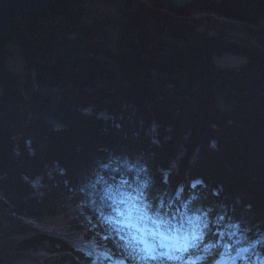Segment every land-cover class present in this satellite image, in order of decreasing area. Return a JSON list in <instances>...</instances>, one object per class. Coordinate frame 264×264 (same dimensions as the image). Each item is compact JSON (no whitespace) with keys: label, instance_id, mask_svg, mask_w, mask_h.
<instances>
[{"label":"trees","instance_id":"obj_1","mask_svg":"<svg viewBox=\"0 0 264 264\" xmlns=\"http://www.w3.org/2000/svg\"><path fill=\"white\" fill-rule=\"evenodd\" d=\"M263 21L264 0H54L16 20L0 37V229L36 251L26 264H88L93 241L124 256L92 185L134 180L125 161L147 166L154 206L183 185L224 216L206 239L264 234Z\"/></svg>","mask_w":264,"mask_h":264},{"label":"clouds","instance_id":"obj_2","mask_svg":"<svg viewBox=\"0 0 264 264\" xmlns=\"http://www.w3.org/2000/svg\"><path fill=\"white\" fill-rule=\"evenodd\" d=\"M124 167L136 173L134 180L120 179L110 184L101 175L92 185L93 188L97 184L102 186L96 211L100 224L107 229L105 239L118 238L117 246L124 256L114 258L110 250H100L93 241L90 242L92 250L86 251V255L93 257L92 264H128L129 261L131 264H208L210 257H215L211 264H264V253L259 251L264 245V234L249 240L244 234L247 230L235 222L224 225L218 231L217 240L206 239L211 231L210 223L219 225L224 216L210 221L211 209H193L192 204L198 197L193 194L184 199L183 185L167 203L161 199L154 206L148 199L151 180L146 176L147 166L136 167L125 161ZM142 173L144 179H141ZM164 182H168L167 172ZM203 185V180L196 179L190 187L195 190ZM213 194L219 195L215 191ZM95 203L93 199L92 204Z\"/></svg>","mask_w":264,"mask_h":264},{"label":"rangeland","instance_id":"obj_3","mask_svg":"<svg viewBox=\"0 0 264 264\" xmlns=\"http://www.w3.org/2000/svg\"><path fill=\"white\" fill-rule=\"evenodd\" d=\"M196 16H210L213 18H217V19H221V20H232V18L227 17V16H220L216 13V12H200L197 13ZM235 21H237V19H235ZM262 25H264V21L261 22ZM215 60L218 61H222V62H232L235 60H238L240 58V56L238 54H234L232 52H225L223 55H217L215 54L213 57ZM56 123H58V121H56ZM37 180H35L36 183ZM69 218H72V214L69 215ZM66 229H61L62 233H65ZM11 232H9V230L5 231V229H0V238H5L8 237V239L6 240L7 242L5 243V245L3 244L2 249L0 250V264H26L25 262L26 259H28L31 255H33V253H35L36 251H28L25 252L24 250H22V248L19 246V244H17V239L20 238V233L18 232H13L12 234L9 235ZM77 236V235H76ZM12 238V240L10 239ZM2 239V240H3ZM1 243V242H0ZM18 247H16L17 245ZM17 250V251H16ZM39 254V253H38ZM37 259H40V256L37 257ZM44 260V259H41ZM50 264H65L67 263L66 261H61L58 258H54L51 259ZM41 264H47L45 261H43V263Z\"/></svg>","mask_w":264,"mask_h":264},{"label":"water","instance_id":"obj_4","mask_svg":"<svg viewBox=\"0 0 264 264\" xmlns=\"http://www.w3.org/2000/svg\"><path fill=\"white\" fill-rule=\"evenodd\" d=\"M177 6L190 4L193 0H171ZM54 0H0V37L12 28L17 19L35 15L48 9Z\"/></svg>","mask_w":264,"mask_h":264},{"label":"bare ground","instance_id":"obj_5","mask_svg":"<svg viewBox=\"0 0 264 264\" xmlns=\"http://www.w3.org/2000/svg\"><path fill=\"white\" fill-rule=\"evenodd\" d=\"M42 262V261H41Z\"/></svg>","mask_w":264,"mask_h":264}]
</instances>
